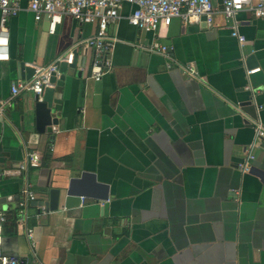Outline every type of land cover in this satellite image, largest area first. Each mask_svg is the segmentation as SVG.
Masks as SVG:
<instances>
[{"label":"crops","instance_id":"obj_1","mask_svg":"<svg viewBox=\"0 0 264 264\" xmlns=\"http://www.w3.org/2000/svg\"><path fill=\"white\" fill-rule=\"evenodd\" d=\"M18 2L7 21L9 59L0 60L8 116L0 125V168L16 167L31 151L40 164L20 175L0 170V251L20 264H264V165L238 168L248 152L264 164L256 119L242 106L251 98L264 124V16L236 14L240 43L221 12L212 25L182 26L174 17L142 32L123 3L107 27L117 39L107 54L111 70L94 80L84 43L97 25L66 14L50 33L47 18L35 20L28 0ZM154 42L168 46L170 66L149 50ZM70 48L75 65L53 85L56 120L37 132L28 112L34 94L11 93L26 80L17 64L46 66ZM188 67L195 76L182 74ZM25 182L35 200L22 206ZM69 183L80 204L66 208L60 196L57 209L44 211L50 188Z\"/></svg>","mask_w":264,"mask_h":264},{"label":"built area","instance_id":"obj_2","mask_svg":"<svg viewBox=\"0 0 264 264\" xmlns=\"http://www.w3.org/2000/svg\"><path fill=\"white\" fill-rule=\"evenodd\" d=\"M123 3L132 6V10L127 16L128 22L140 29L156 31L161 24L168 25L172 18L178 17L182 26L189 24L205 23L212 25L217 12H221L225 19L231 21L230 32L232 36L242 43L245 38L238 31V20L236 14L242 9L250 10L255 17L264 16V0H221V8H218L213 0H28L27 6L32 11L34 19H48L49 32L55 31L56 25L62 21L63 15H70L78 22H91L97 25L96 32L86 38L85 46L92 49L90 62V77L100 80L111 70V62L107 58L108 52L113 48L117 39L107 32V27L119 17V8ZM19 9L18 0H0V60L9 59V32L7 21L10 16L15 15ZM150 51L161 53L167 59V66H170L173 59L170 56L168 46L159 42H154L149 46ZM74 50L68 49L59 55L51 64L43 66L32 64L33 75L22 81H18L11 87L12 95L21 90L31 91L34 95H40L46 86H53L50 77L53 72L59 74L58 67L61 62L72 63ZM258 68L247 69V73H252ZM182 74L195 76V69L192 67L181 68ZM249 88L250 86L247 85ZM5 102L0 100V112L3 110ZM7 103V102H6ZM255 138L264 134V124L260 119L254 121ZM254 156L248 152L238 168L242 172L250 170V161ZM40 155L31 151L26 158L12 169L0 168L2 174L20 175L27 170L28 166H38ZM22 206H26L29 201L35 200V193L29 182H25L22 187ZM83 199V198H82ZM43 209V207H42ZM18 220L25 222V208H19ZM6 219V212L0 208V242L2 225ZM26 236L31 249L35 247L34 233L32 227H26ZM21 260L17 256L5 255L0 251V264H20Z\"/></svg>","mask_w":264,"mask_h":264},{"label":"water","instance_id":"obj_3","mask_svg":"<svg viewBox=\"0 0 264 264\" xmlns=\"http://www.w3.org/2000/svg\"><path fill=\"white\" fill-rule=\"evenodd\" d=\"M221 1V0H220ZM48 23V19H47ZM204 23V22H203ZM205 24V23H204ZM145 29H142L144 32ZM76 56V52H74ZM255 56L253 53L249 54L244 62L247 65L252 64L255 61ZM75 65V57L73 58L72 63L61 62L58 67V72L61 74L59 78H57L56 73L53 72L50 77V82L54 83L56 86H61L64 83L63 75L65 74L68 67H72ZM17 69L19 73L20 79H28L34 73V68L31 65H25L24 61H19L17 64ZM55 87L54 86H46L44 91L40 95H34L33 101L29 106V114L34 117L35 120V129L37 132H45L50 130L51 125L55 122L56 117L54 114L59 109V104L55 100ZM243 108L249 112L253 119H258L259 113H257L256 106L253 103V100L250 98L246 102L243 103ZM6 108L3 107V110L0 112V125L6 117ZM255 145L258 150H264V134L259 137L258 141L256 138ZM196 147L198 144H194ZM263 163L254 158L250 161V170L257 167H263ZM249 170V171H250ZM60 196L64 198V207L66 208H74L77 207L81 202V196L76 193L75 188L71 183L61 188H50L49 190V200L40 202V205L44 207V211L55 210L58 207V199Z\"/></svg>","mask_w":264,"mask_h":264}]
</instances>
